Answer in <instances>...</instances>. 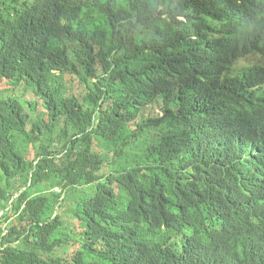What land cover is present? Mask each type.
Segmentation results:
<instances>
[{
	"label": "trees",
	"instance_id": "obj_1",
	"mask_svg": "<svg viewBox=\"0 0 264 264\" xmlns=\"http://www.w3.org/2000/svg\"><path fill=\"white\" fill-rule=\"evenodd\" d=\"M0 214V264H264V0H0Z\"/></svg>",
	"mask_w": 264,
	"mask_h": 264
},
{
	"label": "rangeland",
	"instance_id": "obj_2",
	"mask_svg": "<svg viewBox=\"0 0 264 264\" xmlns=\"http://www.w3.org/2000/svg\"><path fill=\"white\" fill-rule=\"evenodd\" d=\"M155 112L156 113H158L159 112V110H155ZM14 137H15V139L17 140V144L19 145V146H23V138H22V136L21 135H19V133L18 134H14ZM23 149V148H22ZM69 206L70 205H66V206H64V207H62V208H60V209H58L57 210V213L58 214H63V212H64V210H67L68 208H69ZM0 217H1V214H0Z\"/></svg>",
	"mask_w": 264,
	"mask_h": 264
}]
</instances>
